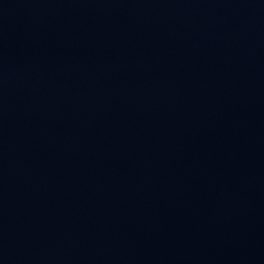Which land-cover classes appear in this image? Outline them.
<instances>
[{
	"label": "water",
	"instance_id": "95a60500",
	"mask_svg": "<svg viewBox=\"0 0 264 264\" xmlns=\"http://www.w3.org/2000/svg\"><path fill=\"white\" fill-rule=\"evenodd\" d=\"M64 0H0V54Z\"/></svg>",
	"mask_w": 264,
	"mask_h": 264
}]
</instances>
